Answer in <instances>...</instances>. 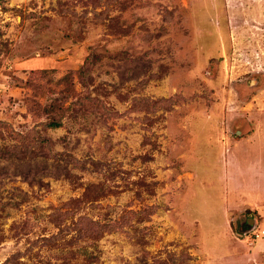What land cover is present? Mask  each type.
<instances>
[{
	"label": "rangeland",
	"instance_id": "374dc122",
	"mask_svg": "<svg viewBox=\"0 0 264 264\" xmlns=\"http://www.w3.org/2000/svg\"><path fill=\"white\" fill-rule=\"evenodd\" d=\"M261 138L264 0H0V264H264Z\"/></svg>",
	"mask_w": 264,
	"mask_h": 264
},
{
	"label": "trees",
	"instance_id": "16d2710c",
	"mask_svg": "<svg viewBox=\"0 0 264 264\" xmlns=\"http://www.w3.org/2000/svg\"><path fill=\"white\" fill-rule=\"evenodd\" d=\"M47 126L49 127V129H59L63 125H62V122L52 121V122L48 123Z\"/></svg>",
	"mask_w": 264,
	"mask_h": 264
},
{
	"label": "built area",
	"instance_id": "2783aa9c",
	"mask_svg": "<svg viewBox=\"0 0 264 264\" xmlns=\"http://www.w3.org/2000/svg\"><path fill=\"white\" fill-rule=\"evenodd\" d=\"M252 236L255 239H261L264 238V228L262 230H256L252 233Z\"/></svg>",
	"mask_w": 264,
	"mask_h": 264
},
{
	"label": "crops",
	"instance_id": "0c3cea01",
	"mask_svg": "<svg viewBox=\"0 0 264 264\" xmlns=\"http://www.w3.org/2000/svg\"><path fill=\"white\" fill-rule=\"evenodd\" d=\"M264 138H261V140L263 141V143H264V140H263ZM254 223H255V220H254ZM261 242H263L264 243V240L262 239V241H260V242H258L259 244H257V249L255 250V253H254V255L253 256H255V255H259V254H261L260 253V249H259V247H260V245H261Z\"/></svg>",
	"mask_w": 264,
	"mask_h": 264
},
{
	"label": "water",
	"instance_id": "95a60500",
	"mask_svg": "<svg viewBox=\"0 0 264 264\" xmlns=\"http://www.w3.org/2000/svg\"><path fill=\"white\" fill-rule=\"evenodd\" d=\"M254 220H250V223L253 224Z\"/></svg>",
	"mask_w": 264,
	"mask_h": 264
}]
</instances>
